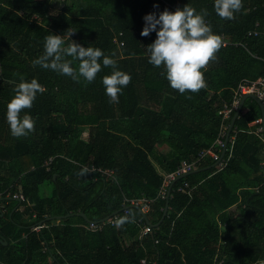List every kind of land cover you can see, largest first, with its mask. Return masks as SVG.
Here are the masks:
<instances>
[{
	"label": "trees",
	"instance_id": "obj_1",
	"mask_svg": "<svg viewBox=\"0 0 264 264\" xmlns=\"http://www.w3.org/2000/svg\"><path fill=\"white\" fill-rule=\"evenodd\" d=\"M242 2L235 19L222 20L213 0H0V238L7 242L0 241V264H264V138L262 124L251 125L262 117L256 100L248 98L235 121L225 166L174 179L160 196L166 174L215 142L221 110L241 81L264 76V0ZM186 3L207 9L206 22L222 38L202 69L206 85L195 93L169 86L163 65L148 62L155 32L140 35L146 14ZM254 30L261 34L249 35ZM68 32L131 76L118 102L102 84L111 66L88 82L33 63L45 36L64 35L67 45ZM33 78L41 90L22 111L34 127L13 137L6 105L16 86ZM169 189L166 216L148 225L132 202L146 199V216L157 224ZM18 191L26 201L6 195ZM79 212L96 223L118 213L94 231ZM40 222L46 227L32 231Z\"/></svg>",
	"mask_w": 264,
	"mask_h": 264
},
{
	"label": "clouds",
	"instance_id": "obj_2",
	"mask_svg": "<svg viewBox=\"0 0 264 264\" xmlns=\"http://www.w3.org/2000/svg\"><path fill=\"white\" fill-rule=\"evenodd\" d=\"M242 0H213V10L222 20H233L241 13ZM207 9L197 11L186 3L182 8L169 11L165 8L157 13H148L143 17L144 26L141 36L155 32L156 38L146 46L148 62L154 67L163 65L165 78L169 86L179 93L197 92L205 87L206 81L202 69L222 46V38L212 31L206 22ZM72 32L64 35L50 33L44 37L43 53L33 63L42 68L51 69L73 80L82 77L91 82L102 65L111 66L112 72L102 78L105 94L111 102H118L131 76L116 67L115 60L103 53L100 48L91 45L85 47L70 39ZM70 57L71 59H67ZM73 61H79L77 67ZM41 85L36 79L20 82L14 89V95L6 105V120L10 135L26 136L34 127L33 117L22 110L31 108ZM82 168L80 175H85Z\"/></svg>",
	"mask_w": 264,
	"mask_h": 264
},
{
	"label": "built area",
	"instance_id": "obj_3",
	"mask_svg": "<svg viewBox=\"0 0 264 264\" xmlns=\"http://www.w3.org/2000/svg\"><path fill=\"white\" fill-rule=\"evenodd\" d=\"M259 34H261V31H259V30H254V31L249 32V35L257 36ZM223 44L226 45V42H224ZM246 94H255L257 97H259L262 100V102L264 104V76H262L256 80L244 79L243 81H241V83L238 85L237 89L235 90L233 102L230 105L225 104L223 109L221 110L222 124H221V128H220L218 137L215 140V142L210 147L200 151L199 154L196 157H194L191 161H186V160L182 161L181 165L177 168L176 171L169 173V174H166L164 176V183H163L162 187L160 188V196L162 198H164L166 196L168 185L172 182V180H174L177 177V175H180L182 173L189 172V171L196 169V167L200 163L205 161L206 159L218 161L220 159L219 151L224 149V148L226 150L228 143L230 144L229 151H230V155H231L232 150H233L234 137L229 136L228 141L225 142L227 132H228V128H229V123L227 122V120L230 119L232 113L237 109L241 98ZM252 123L261 125L262 119L261 118L256 119ZM257 132L262 138H264V132H263L262 126H260L257 129ZM224 166H225V161L222 158L218 164V167L223 168ZM88 170L91 172L92 171H99V172H101V174L105 175L106 177H110L113 174L112 170H110V169H102V168H98L95 166L89 167ZM6 195L8 197L12 196L14 199H18L21 202L26 201V198L24 197V195L22 194L21 191H18L16 193H14L13 195L11 194V192H8ZM132 203L140 206L141 212L143 214H146L149 211L150 206H149V202L146 199L133 201ZM115 218H116V216H115ZM114 221H115L114 218H109L107 221L101 222V223L89 222L87 227H88V229L94 230V231L101 230L103 228V225L106 222L113 223ZM44 227H46V226L43 223H38L32 227V231H40ZM148 232H150V227L149 226L143 227L142 234L144 235ZM142 262L145 263V260H142Z\"/></svg>",
	"mask_w": 264,
	"mask_h": 264
},
{
	"label": "water",
	"instance_id": "obj_4",
	"mask_svg": "<svg viewBox=\"0 0 264 264\" xmlns=\"http://www.w3.org/2000/svg\"><path fill=\"white\" fill-rule=\"evenodd\" d=\"M248 98H252V99L256 100V101L260 104V106H261V109H262V127H263V132H264V104H263L262 100H261L259 97H257L255 94H246V95H244V96L241 98L240 103H239L237 109L235 110V113L233 114V116H232V118H231V121H230V124H229V128H228V132H227V136H226V139H225V142L228 141L229 136H230V134H231V131H232L233 127H234L235 121H236L237 117L239 116V114H240V112H241V110H242V108H243V106H244V104H245V101H246ZM224 153H225V148L222 150V153H221L220 159H219L218 161H216L215 163H213L212 165L207 166V167H205V168H197V169H194V170H192V171L185 172V173H183V174L177 176V177L175 178V180H177V179H179V178H182V177H184V176H187V175L190 174V173H194V172H198V171H201V170H204V169H209V168L216 167V166L219 164V162L221 161V159L223 158ZM169 196H170V189L168 190L167 200H166V205H165V208H164V212H163V215H162V219L159 221V223H157V224H152V223L148 220L146 214H144V218L146 219V222H147L148 225H150V226H152V227H156V226H158V225L163 221V219H164V217L166 216L167 211H168V206H169ZM124 208H125V207H124ZM117 213H118V212H115V213H113L112 215H110L109 217H106V218L102 219L101 222H105V221H107L109 218L113 217V216L116 215ZM77 214L80 215V216H82L87 222H90V221H91V220L87 217V215H86L84 212H79V213H77ZM68 215H71V214H68ZM68 215H67V216H68ZM62 217H63L62 215H60V216H52V217H49V218L46 219V220L54 219V218L61 219ZM41 223H43V222H41ZM0 241L4 242L5 244L7 243V242H5V241H4L3 239H1V238H0Z\"/></svg>",
	"mask_w": 264,
	"mask_h": 264
},
{
	"label": "crops",
	"instance_id": "obj_5",
	"mask_svg": "<svg viewBox=\"0 0 264 264\" xmlns=\"http://www.w3.org/2000/svg\"><path fill=\"white\" fill-rule=\"evenodd\" d=\"M245 102H246V101H245ZM261 119H262V117H261ZM251 125H254V123H251ZM263 163H264V161H263ZM4 211H5L4 213H7V212H6V208L4 209Z\"/></svg>",
	"mask_w": 264,
	"mask_h": 264
},
{
	"label": "rangeland",
	"instance_id": "obj_6",
	"mask_svg": "<svg viewBox=\"0 0 264 264\" xmlns=\"http://www.w3.org/2000/svg\"><path fill=\"white\" fill-rule=\"evenodd\" d=\"M41 223V222H40Z\"/></svg>",
	"mask_w": 264,
	"mask_h": 264
}]
</instances>
